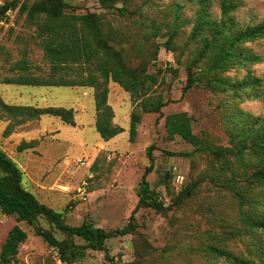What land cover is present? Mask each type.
Masks as SVG:
<instances>
[{"label": "rangeland", "instance_id": "rangeland-1", "mask_svg": "<svg viewBox=\"0 0 264 264\" xmlns=\"http://www.w3.org/2000/svg\"><path fill=\"white\" fill-rule=\"evenodd\" d=\"M6 1L8 0H0V4ZM67 2L68 12L96 11L102 14L105 21L118 30L120 44L116 45L125 47L131 65L139 64L142 57L150 53L151 58L156 57L155 62H149L148 72L157 75L158 81L153 85V90L156 94H162L167 103L160 112H141L137 134L131 141L130 115L132 110H140V105L133 101L129 91L110 80L108 103L114 111L113 122L122 126L124 131L107 140L100 136L94 125L90 126L83 119L82 127L78 125L76 130L68 127L58 141L52 137L44 139L37 148L40 154L35 155L32 150L20 151L17 143L10 144L11 157L23 170V185L40 201L63 212L67 223L78 225L90 222L106 230H113L127 225L134 213L132 221L135 228L131 233L111 236L104 250L87 249L75 261L64 262L59 257L58 248L49 245L36 234L33 225L26 221L18 222L16 214H5L1 210L0 253L10 229L18 223L27 231L28 237L19 244L17 258L11 264H106L107 255L112 256L119 264L137 261H141V264H228L223 260H208L206 254L198 253L195 248L200 240H211V230H221L214 218L216 212L208 209L216 195V189L209 178L201 181L196 196L190 202L187 201L182 206L173 204L174 197L185 187L194 184L213 161L205 152L187 154L194 147L181 136L168 138L166 115L187 111L193 116V130L196 134L205 135L213 143L228 142L223 127L222 107L219 105L223 95L202 85L184 91L188 75L186 63L191 60L194 48L198 46L193 41L186 45L199 7L198 1L119 0L115 3L116 7L111 8L103 7L100 0ZM221 2L222 0L208 2V10L215 18L221 16ZM238 2L231 15L239 26L264 21V0ZM123 5L140 10L142 15H121L117 7ZM177 11L188 22L178 28L176 49L172 50L163 43L175 27L173 23ZM153 21L160 28L155 33L151 28ZM35 28L19 13V7L0 18V82H3L4 77L12 76L13 71L9 67L21 59L24 53L36 75H48L50 63L44 56ZM156 44L160 46L157 56H154ZM245 44L262 54V61L252 64L249 69L233 67L224 74L236 79L250 72L264 78V37ZM74 67L71 76L75 78L78 77V65ZM2 86L4 85H0L1 90ZM81 87L83 88H64L69 94L56 99L55 104L73 107L79 100L77 92L82 89L83 92H88V96L83 97V114L86 113L85 106L87 110L90 105L89 91L93 90L94 96L95 89L90 86ZM93 98L95 101V96ZM239 107L245 112L264 115V98L245 99L239 103ZM80 128L82 140L74 141V133L78 134ZM1 131L0 121V144L5 141ZM150 145H153V167L147 179L151 188L166 204H173L167 214L152 207H140L136 210L139 184L146 167L151 163L147 154ZM79 159H83L86 164L80 165ZM225 208L233 214L229 207ZM37 222L51 228L59 239L67 236L43 216L38 217ZM74 239L77 243H84L79 237ZM228 242L234 249L242 247L240 242Z\"/></svg>", "mask_w": 264, "mask_h": 264}, {"label": "trees", "instance_id": "trees-1", "mask_svg": "<svg viewBox=\"0 0 264 264\" xmlns=\"http://www.w3.org/2000/svg\"><path fill=\"white\" fill-rule=\"evenodd\" d=\"M118 1L100 0V4L111 8L116 7L115 3ZM197 1L199 7L195 12L186 45L193 41L198 46L194 48L191 60L186 63L188 75L184 91L202 85L223 95L219 105L222 107L223 127L228 142L217 144L205 135L196 134L193 130V116L187 111L166 115L168 138L181 136L194 147L187 154L205 152L213 161L194 184L185 187L174 197L173 204L184 205L196 196L201 181L209 178L216 189V195L208 209L216 212L214 218L221 230H209L211 240H200L195 246L197 252L206 254L208 260H223L228 264H264V115L245 112L239 107V103L245 99L264 98V78L250 72L236 79L224 74L233 67L249 69L252 64L262 61L263 55L256 53L245 43L264 37V21L255 25L239 26L231 15L239 4L238 0H222L220 18L213 17L209 12V0ZM17 7L27 23L36 26L35 34L40 39L45 58L50 63V71L47 76L36 75L24 53L21 59L10 66L14 74L6 76L4 82L94 87L95 127L100 136L107 140L124 131L122 126L113 122L114 111L108 103L110 80L129 91L133 101L140 105V110L134 109L130 115L131 141L137 134L141 112H160L167 103L162 94H156L153 90V85L158 81L157 75L148 72L149 62H155L156 57L151 58L150 53L143 56L139 64L131 65L125 47L116 45L120 44L118 30L107 23L102 14L96 11L68 12L67 0H8L0 4V18L5 17L8 9ZM117 9L123 16H134L136 13L142 15L140 10L127 5ZM187 22L182 19V13L177 11L173 23L175 27L163 43L165 47L176 49L178 28ZM151 28L154 33L160 29L155 21ZM159 46L160 44H156L154 56H157ZM76 65L78 77L74 78L71 73ZM42 114L60 117L67 124L76 123L73 108L9 104L0 94V118L4 115L37 118ZM11 128L12 125H8L5 134L10 133ZM36 144L37 140L22 142L18 145V150L34 147ZM152 148L153 145H150L147 149L151 163L146 167L139 184L136 210L140 207H152L167 214L173 204H166L151 188L147 179L153 167ZM22 179L23 170L20 165L0 148L2 212L16 214L18 222L26 221L33 225L36 234L49 245L58 248L59 257L64 262L75 261L87 249L104 250L111 236L128 234L135 228L132 221L134 213L127 225L113 230H106L90 222L69 224L65 221L63 212L40 201L23 185ZM225 206L233 214L227 212ZM40 216L55 224L67 236L63 239L57 238L51 228L37 222ZM27 237V231L18 223L15 224L2 245L0 264H11L17 258L19 244ZM74 237L81 238L84 243H77ZM228 241L240 242L242 247L234 249L229 246ZM107 257L106 264H119L112 256ZM141 263L137 261L132 264Z\"/></svg>", "mask_w": 264, "mask_h": 264}, {"label": "crops", "instance_id": "crops-1", "mask_svg": "<svg viewBox=\"0 0 264 264\" xmlns=\"http://www.w3.org/2000/svg\"><path fill=\"white\" fill-rule=\"evenodd\" d=\"M10 68V67H9ZM11 71V70H10ZM12 72V71H11ZM13 73V72H12ZM14 74V73H13ZM12 74V75H13ZM5 78V77H4ZM2 90L0 89V94L5 102L15 105H32L35 107H46V106H63L55 104L56 99H61L62 96L68 95L69 93L65 91L67 87L83 88L81 86H65V85H27L18 83H6L0 82ZM79 100L77 103L73 104L74 115H75V125L65 123L60 117L51 114H42L40 117H27L23 115L11 116L4 115L0 118L3 137L5 141L0 144V148L7 152L11 157V147L10 144L17 143L18 145L22 142H29L32 140H37V144L34 147L25 149L32 150L34 154H40L37 149L42 141L47 137H52V139L57 140L63 137L65 134L63 131L67 130L68 127H72L76 130V127H82V121H88L90 126H95L96 119V106L93 96V90L89 91L90 105L89 109L85 110L83 114V97L88 96L87 91H82L80 89L78 92ZM65 107V106H64ZM69 108V107H66ZM12 125L10 133L4 135L5 129L8 125ZM79 133H74L73 140H82V129H79ZM77 132V131H76ZM24 151V150H22Z\"/></svg>", "mask_w": 264, "mask_h": 264}, {"label": "built area", "instance_id": "built-area-1", "mask_svg": "<svg viewBox=\"0 0 264 264\" xmlns=\"http://www.w3.org/2000/svg\"><path fill=\"white\" fill-rule=\"evenodd\" d=\"M11 10H12V9H8L7 12H6V15H7L8 13H10ZM78 162H79L80 165H85V164H86V162H85L83 159H79ZM0 211H1V206H0Z\"/></svg>", "mask_w": 264, "mask_h": 264}]
</instances>
